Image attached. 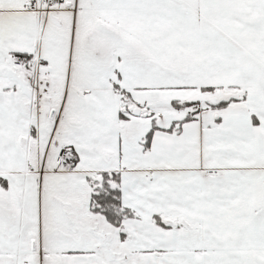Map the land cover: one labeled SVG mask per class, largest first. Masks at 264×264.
I'll use <instances>...</instances> for the list:
<instances>
[{"label":"snow or ice","instance_id":"1","mask_svg":"<svg viewBox=\"0 0 264 264\" xmlns=\"http://www.w3.org/2000/svg\"><path fill=\"white\" fill-rule=\"evenodd\" d=\"M0 264H264V0H0Z\"/></svg>","mask_w":264,"mask_h":264}]
</instances>
